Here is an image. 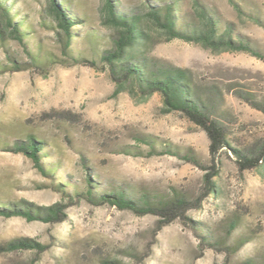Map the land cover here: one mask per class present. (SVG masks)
Returning <instances> with one entry per match:
<instances>
[{
	"label": "rangeland",
	"instance_id": "1",
	"mask_svg": "<svg viewBox=\"0 0 264 264\" xmlns=\"http://www.w3.org/2000/svg\"><path fill=\"white\" fill-rule=\"evenodd\" d=\"M48 1L2 0L23 22L26 37L25 47L0 41V206H69L64 221L56 224L0 216V244L27 238L47 246L40 255H0V264H242L256 254L264 264V168L239 171L233 153L251 154L264 142V114L253 106L264 104V60L167 42L146 30L150 38L137 56L186 70L205 110L225 129L227 146L214 160L218 174L212 178L215 191L208 194L204 175L213 163L205 133L181 113H163L159 94L145 102L127 92L113 96L114 84L100 62L115 36L102 24L103 0H70L68 8L78 20L71 53L95 67L60 64ZM114 1L125 13L172 3L184 20L194 17L193 0ZM198 2L220 31L228 26L234 39L243 38L264 54V0ZM34 54L42 66L10 70L8 58L28 64ZM52 56L54 64H47ZM28 135L43 142L49 175L39 173L25 156L3 150ZM186 154L200 167L182 160ZM89 182L95 195L176 193L200 204L155 234L154 216L77 202L74 193L84 194ZM59 185L67 194L57 190ZM230 245L235 250H228Z\"/></svg>",
	"mask_w": 264,
	"mask_h": 264
},
{
	"label": "trees",
	"instance_id": "2",
	"mask_svg": "<svg viewBox=\"0 0 264 264\" xmlns=\"http://www.w3.org/2000/svg\"><path fill=\"white\" fill-rule=\"evenodd\" d=\"M70 5V0H49L47 5V15L58 30L57 41L60 44L62 55L60 64L95 67V62L74 56L71 53L73 28L78 20L69 13ZM193 10L194 17L192 19L189 17L190 19L187 21L175 11L172 3H167L162 7L146 6L142 12L129 11L125 13L120 11L114 0H103L102 24L113 29L115 36L112 39L111 49L102 53L100 62L103 68L108 70L114 84L113 96L127 92L132 98L145 102L152 95L159 94L163 113H181L189 122L205 133L209 141V156L213 163L210 172L204 175L206 192L209 194L215 191L212 178L218 174L214 160L218 152L227 146L225 129L213 115L205 110L191 86L186 70L165 62L151 61L146 57L137 56V52L146 45L150 38L149 32L146 31L148 28L165 37L167 42L181 40L199 45L213 53L243 52L259 60H264V54L252 48L243 38L234 39L228 26L220 31L217 21L209 15L198 0H193ZM237 10L239 11V9ZM25 37L23 22L16 21L9 7L0 0V41L3 42L6 38L25 47ZM54 59L55 57L52 56L45 62L54 64ZM29 60L27 64L8 58L11 64L10 70L20 72L42 66L38 54L30 55ZM2 71L7 72L8 69L2 67ZM253 106L264 114V104H253ZM3 150L25 156L31 161L33 167L44 176L51 173V170L46 168L42 161L43 142L35 135H28L24 142H15L12 146L5 145ZM165 151L171 152L168 149H164L162 152ZM233 153L239 171L260 166L264 168V142L251 154H242L236 151ZM174 154L177 156L176 153ZM181 158L200 167L194 156L186 154ZM60 186L57 190L67 194ZM92 186L90 183L84 194L74 193L77 202L80 199H85L94 206L109 205L120 211H129L136 216H154L157 218L155 234L174 220L184 219L186 212L197 208L200 204V199L197 202L191 201L176 193L166 196L142 193L135 198L111 191L95 195L92 192ZM69 199L71 202L70 197ZM68 206L56 203L47 207H39L36 210L0 206V216L6 219L22 218L27 222L39 221L56 224L64 221V210ZM229 229L233 230L234 227L230 225ZM242 244L244 241H239L238 245ZM235 248L234 245L227 247L228 250H235ZM46 250L47 246L27 238L0 244V255L20 251H33L40 255ZM228 253L230 254V252ZM260 260V255L256 254L242 264H262Z\"/></svg>",
	"mask_w": 264,
	"mask_h": 264
}]
</instances>
